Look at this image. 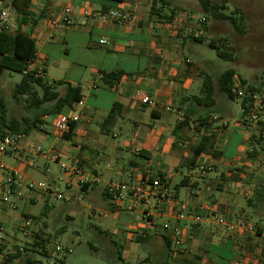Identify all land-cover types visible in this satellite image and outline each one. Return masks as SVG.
Instances as JSON below:
<instances>
[{"label":"crops","instance_id":"obj_1","mask_svg":"<svg viewBox=\"0 0 264 264\" xmlns=\"http://www.w3.org/2000/svg\"><path fill=\"white\" fill-rule=\"evenodd\" d=\"M32 1L24 0L18 8V0H8L19 13L28 4L31 19L37 21L33 33L38 43V56L29 68L42 70L50 84L63 83L58 87L62 94L68 85L79 86L85 108L70 140L54 133L52 125L57 115L44 114L41 115L43 128L34 130V136L33 132L21 136V151L6 156L12 159V166H7L18 173L23 191L24 184L35 175L55 181L57 177L52 164L59 165V158L56 160L55 157L69 153L75 154L87 171L101 174L100 184L120 183L125 193L143 180L160 178L170 195L162 202L152 201L149 215L117 212L126 214L130 222L128 228L134 231L129 244L139 241L147 245L152 254L161 257L160 264H247V260L249 264L257 261L264 264V235L230 237L215 224L217 216L233 220L242 213L252 215L254 220L259 217V221H264V167L256 162L249 134L239 127L238 119H232L230 101L234 100L217 87L224 71L215 78L210 61L200 56L196 62L186 56V51L199 55L195 47L197 43L183 35L184 29L180 30L195 28L187 21L189 18H201L197 19L195 15L189 17L184 10V13H176L172 21L152 17L150 9L153 0H71L70 5L77 9L96 12L117 9L132 14L136 21L124 26L96 21L85 24L84 17L79 16L75 26L66 27L54 25L42 9L37 13L38 9ZM50 25L55 26L53 32H49ZM202 28L200 37H205L208 28L206 25ZM59 29L64 32L62 38L67 52L72 43H79L80 50L93 56L91 68L79 54L72 62L54 58L51 49L57 47L55 36ZM178 32L183 35L181 39L177 37ZM247 34L246 31L245 36ZM102 40L107 43L100 44ZM228 46L234 48L232 44ZM51 59L54 65L65 68L66 75L70 70L78 75L73 73L69 78L65 76V80L52 82L47 70ZM120 71L124 73L120 83L113 88L107 86L103 73ZM87 74L92 81L83 86ZM207 74L216 84V105L210 112L195 106L193 100L194 97H202L203 80ZM240 80L245 81L237 73L235 82ZM138 91L146 94L151 103L143 105L136 95ZM116 103L120 105V116L111 128H102ZM47 108L44 111L51 110L52 105ZM194 110L189 124L175 133L177 124L186 119V111ZM128 124L133 129H125ZM203 139H207L206 150L196 158L194 153ZM29 144L41 145L46 155L27 154L23 149ZM40 161L44 162L42 168L36 167ZM200 165L213 170L201 176L197 171ZM243 167H247V173L240 176L242 181L236 180L234 175ZM184 169L188 170L187 174ZM176 178L180 182L172 189ZM96 187L71 192L87 193ZM182 188L187 190L185 200L181 198ZM104 190L103 197L115 211ZM26 194V199L18 202L13 209L4 204L0 207V223L7 227L5 239L3 234L0 241H24L18 240L17 235L23 218L27 216L28 204L36 205L42 200L46 207L41 217L48 219L51 199L39 192ZM16 212L21 213L20 217ZM196 216L202 218L201 222L195 221ZM176 228L182 232V255L175 253L169 239ZM167 241L171 244V255ZM130 257L129 253L126 256L122 253L119 259L128 264ZM153 261L150 253L143 257L141 263L153 264Z\"/></svg>","mask_w":264,"mask_h":264},{"label":"rangeland","instance_id":"obj_2","mask_svg":"<svg viewBox=\"0 0 264 264\" xmlns=\"http://www.w3.org/2000/svg\"><path fill=\"white\" fill-rule=\"evenodd\" d=\"M24 0H18V8H21V3ZM71 0H33V5L37 8V13H40V9L45 11L53 22L58 20L63 9L70 5ZM168 6L161 12L163 15L166 13L169 16L168 8H175L176 13L186 12L190 17L195 15L197 19L189 18L188 22H191V26L194 29L201 28L206 25L208 28L207 33H204L206 40L203 43L196 44V49L199 55L186 51V56H190L194 60L204 58L212 63L211 71L214 73L215 78L221 71L228 69H234L242 76L243 82L246 86H253L256 88L262 87L264 82V0H227L225 8L221 9L224 15L243 14L244 15V28L247 31L244 35H240L233 32L234 28L228 21H223L214 18L210 14H206L201 8L198 0H165ZM212 3L221 5L223 0H211ZM160 5L161 2L159 1ZM71 6V5H70ZM7 10L14 18L15 13L19 16L18 9L11 2L4 5H0V12ZM183 12V13H184ZM17 23V18L15 20ZM19 27V22L18 26ZM55 26L50 25L49 32L54 31ZM1 29V24H0ZM16 30H12V33ZM235 31V30H234ZM236 33V34H235ZM64 32L59 29L56 33L55 41L58 43L56 48L51 49L54 54V58L65 59L68 61H74L79 54L91 68L94 63V58L91 54L84 50H80V44H72L69 46V52L66 51L63 43L62 36ZM227 44H232L234 48L228 46L227 50L233 53V60L220 59L217 55V50L209 46L211 41L222 40ZM230 41V42H229ZM82 42V41H81ZM80 42V43H81ZM231 49V50H230ZM69 54L68 57H66ZM201 56V57H200ZM53 59L47 65L48 76L52 80H65V76H71L73 73H78L70 70L66 75L65 68L63 66H56L52 63ZM22 74L5 71L0 78V97L4 98L8 108L10 117L18 120L22 118L34 119L36 116H43L45 109L49 104H45L39 107H35L31 104L30 96L14 98V88L22 81ZM92 81V77L87 74L84 80L83 86H86L88 82ZM232 104V119L240 120L242 118L240 102L234 98V101H230ZM120 126H124L120 125ZM124 128V127H123ZM51 127L49 128V130ZM125 129H133L131 125H127ZM34 136L35 133L33 132ZM33 137H31L32 139ZM130 158V157H129ZM4 164L12 166V159L9 157L4 158ZM44 162L40 161L36 163V167H43ZM103 168V165H101ZM52 170L56 173V182L60 192L66 196H70L69 201H55L51 200L50 207L51 212L48 215V219L41 217L45 203L39 200L38 204H28L26 207L25 215L33 216L29 218L32 220V226L30 235L25 238L22 233L18 232V240H24L23 242L11 243L5 239L0 241V264H6L5 259L9 255L15 254L16 247L24 248L21 251V257L13 262V264H29L28 258L36 263L32 264H124L119 259L120 254H130L128 258V264H142L141 260L147 254L151 253L153 258V264H160L161 257L158 254H152V250L140 242H133L129 244L130 237L134 231L128 228L129 223L127 221L126 214H120L111 210L110 202L103 197L102 192L105 188L104 184H99L96 188L88 191L87 193H77L67 190L66 184L68 179L61 171L60 165L52 164ZM247 167H243L234 175L236 180L242 181L240 176L247 173ZM187 174L188 170L184 169ZM35 182L50 181L45 176L35 175L30 177ZM179 178H176L172 182V189H175L179 184ZM187 190L182 188L181 198L185 200ZM4 206L0 201V207ZM245 205V209H247ZM252 210V209H251ZM19 217L20 212H16ZM124 213V212H123ZM243 214V213H242ZM240 214L237 219L229 220L237 222L239 220H247L255 224L264 225V221H259V217L254 220L252 215ZM35 217V218H34ZM227 218V217H226ZM264 219V218H263ZM28 218H23V221ZM45 223L47 227L45 226ZM7 227L5 224L0 223ZM20 229V228H19ZM44 231L47 234L41 235V239L44 238L42 247L48 252V257L42 254V247L34 245L35 242H41V239H35L36 233L40 235V231ZM49 230V231H48ZM34 231V232H33ZM136 231V229H135ZM136 233V232H135ZM50 235V236H49ZM31 237H33L31 239ZM37 238V237H36ZM162 243V242H161ZM3 246V248L1 247ZM34 245V246H33ZM130 246V247H129ZM56 247H59L61 251H56ZM27 249V251H25ZM251 258L252 255H250ZM257 257V256H256ZM257 259V258H256ZM126 261V262H127ZM172 263V262H170ZM247 260V264H249ZM257 261L254 264H260ZM263 264V263H261Z\"/></svg>","mask_w":264,"mask_h":264},{"label":"built area","instance_id":"obj_3","mask_svg":"<svg viewBox=\"0 0 264 264\" xmlns=\"http://www.w3.org/2000/svg\"><path fill=\"white\" fill-rule=\"evenodd\" d=\"M5 2H0V5H4ZM79 16L84 17L85 24L91 21H96L101 24L112 23L119 26L128 24H134L135 18L132 14L126 13L117 9H113L107 12H96L90 10H81L73 6H66L58 20L54 22V25H63L66 27L75 26ZM17 18V23L15 22ZM19 17L15 13L14 18H11L7 10L0 12V24L1 28L6 31L12 32V30L18 29ZM184 29V36L188 37H200L202 34L201 28H181ZM34 32V31H33ZM181 32H178L177 37L182 38ZM34 38V33L32 34ZM35 39V38H34ZM107 42L102 40L100 44H106ZM38 54H36L34 61ZM36 71L34 77L45 78V74L42 70H31L28 68L24 74L32 73ZM96 86H93L95 89ZM232 94L236 100L240 102V109L242 118L239 120L238 125L242 130L249 134L252 152L256 155V162L259 166L264 167V88L252 91L250 86L243 85L242 82H236L232 89ZM140 102L143 105L151 103L150 98L142 91L136 93ZM245 103L243 107L242 104ZM85 108V102L81 101L75 103L69 113H62L55 117L52 128L54 133L62 138L63 135L71 132L72 126L79 122L81 113ZM43 127L41 126V129ZM21 136L10 134L0 139V201L9 208L16 207L18 202H22L26 199L27 193H42L44 197H48L55 201H69L70 196L60 192L58 183L56 181L46 182H35L28 180L25 184V192L21 187V182L18 173L5 165L3 162L4 157L17 154L21 151L20 147ZM27 154L30 155H46L45 149L41 145L29 144L23 149ZM59 158V165L64 176L68 179L66 184L67 190L71 191L78 189L80 191L85 187H95L101 182V174L97 172L87 171L81 164L80 159L72 153L67 155H58L55 157ZM211 167L200 165L197 167L199 175L204 176L212 172ZM105 194L113 205V209L116 212L125 213H143L148 214V210L151 208L152 201L158 200L162 202L169 195V189L163 183L160 178L153 180H143L138 185L132 187L128 193L124 192V187L120 183H107L105 185ZM200 216L195 217L196 222H201ZM215 224L222 228L230 237H238L244 235H256L260 231L261 235H264V225L255 224L247 220H239L237 222L229 221L223 216L215 217ZM32 226V220L28 219L22 222L20 226V232L27 238L30 235ZM4 226L0 225V239L5 233ZM172 247L176 254L182 255L183 250V239L182 232L179 229H174L170 235ZM23 251V248H21ZM56 251H61L59 247H56Z\"/></svg>","mask_w":264,"mask_h":264},{"label":"trees","instance_id":"obj_4","mask_svg":"<svg viewBox=\"0 0 264 264\" xmlns=\"http://www.w3.org/2000/svg\"><path fill=\"white\" fill-rule=\"evenodd\" d=\"M114 1L123 2V0ZM159 1L161 2V5ZM0 2H8V0H0ZM198 2L206 14H210L211 16L219 20L228 21L234 28L235 32L240 35H244L246 33V30L243 25V14L237 13L236 15L235 13L228 16L220 12L221 9L225 8L227 0H223V3L221 5L214 4L211 0H198ZM167 6L168 4L165 0H153L150 9V16H158L162 19L172 21L176 15L175 8H168L169 16L166 13L164 15L161 13L163 12V10H166L165 8ZM28 8L29 6L27 4L26 9L19 13V27L15 32L12 33L6 31L3 28L0 29V78L6 70L9 72L22 74V81L17 84L14 88V98L17 99L19 98V96H30L31 104L35 107H39L45 104H51V110L45 111V114H49L52 116H56L62 113H69L70 110L73 108V105L83 99L81 95V88L79 86L68 85L65 92L62 94L60 93V91H58V87L62 86L63 83L53 82L50 84L45 78L36 79L34 77L36 71L24 74V72L28 70L30 65L33 63V60L35 59L36 54L38 53V43L32 37L33 31L37 25V21L31 19ZM191 39L197 44L203 43L206 40L205 37H191ZM209 46L217 50V55L220 59L233 60L234 55L233 53H231L233 49H230L231 51H228V44L227 42L223 41V39L220 40V43L219 41L213 40L210 42ZM236 74L237 72L234 69H228L220 75L217 82V87L219 91L224 93L231 100H234V96L231 91L236 83ZM123 75L124 73L122 71L113 73H103V80L107 86L113 88L114 86H117L120 83ZM262 88H264V82L262 83V87L259 88L250 86V89L252 91H257ZM215 90L216 84L212 76L207 74L203 80L202 97L193 98L195 106H201L205 108L208 112H210L216 105V101L214 98ZM245 103L246 102L242 104L243 107L245 106ZM194 113L195 110L191 112L186 111V119L177 124L175 128V133H177L189 124L188 120ZM119 116L120 105L116 103L113 105L112 110L107 115L102 125V128H111ZM41 125V116H36L34 119L24 117L20 120L10 117L6 101L4 98L0 97V139L10 134L18 136H28L34 130L41 129ZM74 128L75 124L72 126L71 132L69 134L63 135L62 138H64L65 140H70L72 138ZM206 142L207 139H203L198 149H196L194 153V156L196 158L200 156V154L205 152L206 149L204 146ZM86 189L87 187L83 188V190ZM26 218L29 219L33 217L26 216ZM39 233L41 234H35L37 237H35L36 240H38V238L41 239V235L47 234L42 230ZM258 234H260V231L258 232ZM44 242L46 241L44 238H42L41 242L37 241L34 243V245L36 244V246L42 247V244ZM167 245L169 248V254L171 255L172 250L169 241H167ZM42 250V254L45 257H48V252L45 247H42ZM16 251L17 252L15 254L9 255L8 258L5 259L6 264H13L15 260L21 257V247H16ZM25 251H27V249H25ZM28 262L29 264L36 263L35 261L30 260L29 258ZM38 263L42 264L40 262Z\"/></svg>","mask_w":264,"mask_h":264}]
</instances>
